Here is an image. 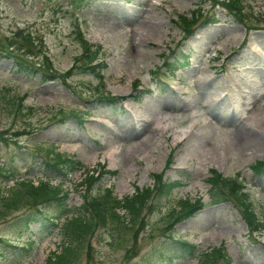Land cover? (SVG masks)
<instances>
[{
	"label": "rangeland",
	"instance_id": "374dc122",
	"mask_svg": "<svg viewBox=\"0 0 264 264\" xmlns=\"http://www.w3.org/2000/svg\"><path fill=\"white\" fill-rule=\"evenodd\" d=\"M246 2L252 25L260 27L247 40L242 26L223 10L210 11L203 0H85L79 7L71 0H0V37L25 28L36 33L53 67L63 73L81 54V33L102 47L103 91L127 98L98 104L91 99L98 81L89 74L76 75L67 85L41 83L39 76L16 75L11 61L0 59V137L10 139L17 130L30 128L33 135L21 137L20 146L53 145L56 153L84 167L64 182L45 174L36 156L24 160L20 151L25 150L0 141V166L14 161L18 170L14 180L0 179L1 214L9 220L29 210L25 202L18 211L3 207L4 199L23 200L26 194L18 183L26 179L35 186L40 180L61 183L69 192L67 218L82 214L84 173L103 169L110 174L99 185L111 189L117 201L146 189L149 198L134 208L122 203L120 219L88 233L71 264H122L129 252L136 254L130 264H200L203 254L220 246L232 264H264L262 236L249 237L232 201L214 203L210 185L211 171L239 173L256 212L264 216V173L252 171L264 161V0ZM197 8L218 23L199 25L188 42L182 41L174 20L189 18ZM244 41L248 45L242 49ZM167 54L170 62L180 63L173 75L161 67ZM159 68L169 87L154 76ZM136 84L142 92L134 93ZM21 99L24 108H34L33 114L18 110ZM75 110L88 119L49 123L56 112ZM154 175L182 186L171 196L158 194ZM183 200L199 201L202 207L166 231ZM40 230L39 225L22 231L0 222L2 240L33 243L27 254L0 245V264H45L68 243L64 227L51 234ZM169 236L194 245L195 255H181Z\"/></svg>",
	"mask_w": 264,
	"mask_h": 264
},
{
	"label": "trees",
	"instance_id": "16d2710c",
	"mask_svg": "<svg viewBox=\"0 0 264 264\" xmlns=\"http://www.w3.org/2000/svg\"><path fill=\"white\" fill-rule=\"evenodd\" d=\"M85 0H71V4L74 7H79ZM201 3V2H200ZM202 4H208L209 10L220 9L225 11L229 17H231L237 24L244 27L247 35L253 30L259 29L258 26H253L252 22L255 21L254 16L249 15L250 5L246 0H203ZM212 15H208V12L203 11L201 8H197L191 13L190 17L177 16L174 23L182 30L184 34V40H189L194 33L198 24L217 23ZM261 29H264L262 27ZM81 54L74 61V64L70 69L61 73L57 71L51 61L48 58L46 52V46L43 39L36 33L29 30L18 29L10 36L0 37V59L11 61L13 72L16 75H31L39 76L41 83L50 81H59L63 85H67V81L76 75L89 74L98 81V88L95 89V94L92 96L93 101L102 104L106 102L115 103L120 98L105 93L103 91L102 83L104 81L103 70L105 64L101 61L102 47L99 45H92L88 43L80 33ZM185 58H182V61ZM166 61L163 65L169 73H174L177 65L180 63L178 60L169 62V56L163 58ZM155 75L157 73H154ZM136 84L134 88L137 91ZM148 92V91H145ZM18 99V98H17ZM123 100H125L123 98ZM23 99L19 100L18 110L22 112L27 111L29 114H33L34 108H24L22 105ZM88 114H82L79 111H58L49 119V123L62 124L68 119H75L79 122L86 119ZM34 131L30 128H23L17 130L11 134L10 139L0 137V141L5 145L8 142L15 144L20 151V157L30 160L32 155L40 159L43 172L45 174H52L61 178L64 182L71 179L79 170L84 169L82 163L79 160H75L72 156L66 154H59L55 152L54 146H46L42 143L31 144L27 147H22L19 144V139L23 136L33 135ZM31 154V155H30ZM171 160L167 163L170 164ZM27 163V162H26ZM17 168L14 161L11 165L0 166V179L3 181L14 180ZM252 171L260 175L264 173V161L258 163L252 168ZM110 174L106 170L100 171H87L84 173V178L81 181L80 186L83 187L82 194V214H74L67 218L70 213L68 206L69 192L63 189V185H51L49 182L39 181L35 186L32 180H22L18 183V186L24 190L26 194L23 196V200L14 198L13 200L3 201V207L7 210L16 209L20 210L21 204L26 203L25 208L29 210L24 214L15 218H5L0 212V222H9L15 228L22 231H29L31 226L39 225L40 233L45 232L51 234L55 229L62 230L64 227V234L66 236V246H62L59 251L53 252L46 260L45 264H71L72 258L78 253L79 243L83 242L86 235L90 233L97 225H106L108 221H118L120 216L117 210L121 208L125 202L130 207L134 208L139 206L142 200L145 201L149 198V190H137L135 196L131 199L124 200L123 202L117 201L109 188L100 187L99 182L103 178V175ZM211 195L214 203H222L225 201H232L236 208H238L240 215L247 227L249 237L258 238L262 236L264 239V216L261 217L256 212L250 195L247 192L246 185L243 183L240 174L237 173L233 176H223L219 173L211 171L210 175ZM156 182V192L158 194L171 196L173 190L182 186L180 182H164L161 175L153 176ZM15 189V188H14ZM13 189V190H14ZM123 203V204H122ZM143 206V205H141ZM202 207L199 201L191 203L189 200H183L178 204V209L169 217L170 222L166 231H173L174 226L183 219H188ZM148 208V207H147ZM62 220H65V225L62 224ZM171 237V245L174 246L176 251H179L181 255L192 257L195 255L196 247L188 244L182 239H175ZM137 234L134 235L133 242H136ZM16 241V240H15ZM29 240L22 244L10 240H2L0 237V245L8 248H12L15 251H22L27 253L31 249ZM68 244V245H67ZM81 251V250H80ZM87 253V252H86ZM87 255H89L87 253ZM134 252H129L126 257L125 263L130 264L129 261L135 257ZM82 256V252H81ZM163 259V257H161ZM200 264H232L231 259L227 256L223 246L213 249L210 254H203Z\"/></svg>",
	"mask_w": 264,
	"mask_h": 264
},
{
	"label": "bare ground",
	"instance_id": "6f19581e",
	"mask_svg": "<svg viewBox=\"0 0 264 264\" xmlns=\"http://www.w3.org/2000/svg\"><path fill=\"white\" fill-rule=\"evenodd\" d=\"M248 138V139H247ZM251 141H250V139H249V137L248 136H246L245 137V145L247 146V144H249Z\"/></svg>",
	"mask_w": 264,
	"mask_h": 264
}]
</instances>
